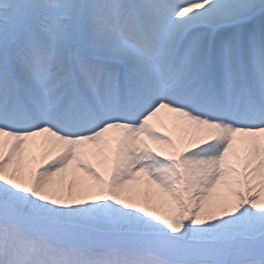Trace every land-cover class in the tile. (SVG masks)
Instances as JSON below:
<instances>
[{"label": "snow or ice", "instance_id": "snow-or-ice-1", "mask_svg": "<svg viewBox=\"0 0 264 264\" xmlns=\"http://www.w3.org/2000/svg\"><path fill=\"white\" fill-rule=\"evenodd\" d=\"M0 264H264V0H0Z\"/></svg>", "mask_w": 264, "mask_h": 264}, {"label": "bare ground", "instance_id": "bare-ground-1", "mask_svg": "<svg viewBox=\"0 0 264 264\" xmlns=\"http://www.w3.org/2000/svg\"><path fill=\"white\" fill-rule=\"evenodd\" d=\"M91 162L96 165L98 164V158L97 157H90ZM98 170L101 172V175L107 179V174L105 170L102 167H99ZM73 179V176L69 174L68 180L71 181ZM149 189L154 192L156 191L155 186H148L146 183H142L139 185H129L126 186L124 195L132 197L133 202H140L143 200L146 193L149 192ZM161 213L164 214L167 209H160Z\"/></svg>", "mask_w": 264, "mask_h": 264}]
</instances>
